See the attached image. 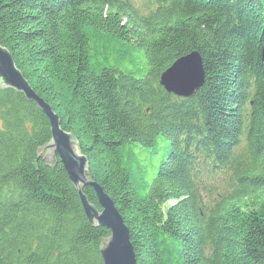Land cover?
Returning <instances> with one entry per match:
<instances>
[{"label":"trees","instance_id":"trees-1","mask_svg":"<svg viewBox=\"0 0 264 264\" xmlns=\"http://www.w3.org/2000/svg\"><path fill=\"white\" fill-rule=\"evenodd\" d=\"M0 45L78 138L136 264H264V0H0ZM191 51L204 83L166 92ZM49 140L0 88V264H104L95 192L38 156Z\"/></svg>","mask_w":264,"mask_h":264},{"label":"water","instance_id":"water-1","mask_svg":"<svg viewBox=\"0 0 264 264\" xmlns=\"http://www.w3.org/2000/svg\"><path fill=\"white\" fill-rule=\"evenodd\" d=\"M264 60V48L262 50ZM204 70L202 59L197 51H191L178 57L159 77V84L168 93L179 97H192L203 82ZM0 88H12L22 92L29 101L47 116L50 125V140L38 148V156L48 163L55 161L57 155L71 183L77 187L91 186L98 200L99 210L90 203L85 194L79 190V198L91 225L103 226L110 231L107 239L100 246L104 264H136L133 246L130 242L128 228L115 208L113 201L102 188L88 175L89 161L80 151L78 138L73 132L64 130L59 116L30 86L21 70L16 66L9 50L0 45Z\"/></svg>","mask_w":264,"mask_h":264},{"label":"bare ground","instance_id":"bare-ground-1","mask_svg":"<svg viewBox=\"0 0 264 264\" xmlns=\"http://www.w3.org/2000/svg\"><path fill=\"white\" fill-rule=\"evenodd\" d=\"M264 48V47H263ZM263 50V49H262ZM204 79H205V75H204V77H203V82L201 83V84H199L198 83V85H202L203 83H204ZM231 146L233 145V144H230ZM186 150H188V149H186ZM205 159V157H203L202 155H201V158H200V160H204ZM204 189H206V188H204ZM207 190V189H206Z\"/></svg>","mask_w":264,"mask_h":264},{"label":"rangeland","instance_id":"rangeland-1","mask_svg":"<svg viewBox=\"0 0 264 264\" xmlns=\"http://www.w3.org/2000/svg\"><path fill=\"white\" fill-rule=\"evenodd\" d=\"M139 0H137V2H138Z\"/></svg>","mask_w":264,"mask_h":264}]
</instances>
